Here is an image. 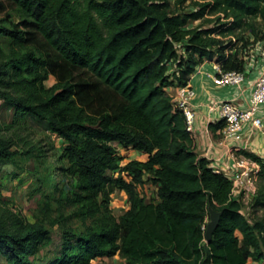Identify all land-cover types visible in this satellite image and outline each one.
I'll use <instances>...</instances> for the list:
<instances>
[{"label":"trees","instance_id":"1","mask_svg":"<svg viewBox=\"0 0 264 264\" xmlns=\"http://www.w3.org/2000/svg\"><path fill=\"white\" fill-rule=\"evenodd\" d=\"M9 1L21 20L14 28L0 21V37L9 35L20 49L0 59V99L19 118L45 121L64 139L69 166L63 171L76 179L72 201L96 225L83 232L61 229L60 246L42 254L53 244L51 229L0 205V264H93L116 254L123 264H264V220L250 221L232 195L231 179L195 151L168 92L188 84L205 59L224 71L246 72L245 58L225 52L222 37L243 41L247 30L257 36L254 19H264V0H195L192 11L183 8L188 0ZM203 18L218 24L187 28ZM39 36L56 57L26 47ZM70 68L90 79L61 75ZM51 75L59 81L47 88ZM224 125L221 119L210 128ZM10 127L0 125V164L13 161L19 153L14 145L24 141L1 132ZM115 142L146 159L121 165ZM242 153L260 163L253 204L264 206V161ZM146 176L158 186L157 200L139 194ZM54 187L60 191L61 182ZM116 190L129 196L118 218L103 213ZM211 210L222 215L206 241Z\"/></svg>","mask_w":264,"mask_h":264},{"label":"rangeland","instance_id":"2","mask_svg":"<svg viewBox=\"0 0 264 264\" xmlns=\"http://www.w3.org/2000/svg\"><path fill=\"white\" fill-rule=\"evenodd\" d=\"M195 0H188L183 4L186 11H192L196 8L193 4ZM175 0H171L174 4ZM214 18V15H206L205 18ZM19 12L9 0H0V21L9 28H14L15 24L20 22ZM214 20V19H212ZM258 30L257 36L250 31L243 32L244 40L239 41L236 37H222L228 47L225 52H238L246 60V66H260L264 68V19H254ZM200 24L205 26L216 27L218 22H206L205 19L191 20L187 28H193ZM213 35L220 37L218 31ZM20 49L13 43L9 35L0 37V59L7 57L11 48ZM28 49H34L49 53L52 57L56 54L47 45L40 36L36 40L29 41ZM26 48V49H27ZM204 61L219 64L215 59H205ZM203 61V62H204ZM61 74V72H60ZM66 78L78 80L88 78L89 74L82 69H67L62 72ZM59 81V76L51 75L46 81L47 88L53 87ZM0 125H10L9 129H3L1 132L12 135L13 138L21 136L23 140L14 145L13 149L19 153L14 156L13 161L6 164H0V205L12 212L19 213L26 217L28 221L35 222L39 220L51 229L53 244L42 251V254L51 253L60 246L62 235L61 229L73 228L77 232H83L87 227L96 225V218L80 214V206L72 201L76 192V179L70 176L63 168H67V162L64 151L65 141L58 134L53 132L45 121L38 120L35 117L25 114L23 118L11 110L7 103L0 99ZM114 145L118 154L122 156L121 165L134 159L142 157L139 151L131 147H124L115 142ZM111 175L117 176V171L110 172ZM145 177V182L138 185L139 194L146 201L157 200V185L150 182ZM130 180V178H128ZM61 182L60 191L56 190L54 184ZM262 178L258 177V182ZM54 194V195H53ZM53 195L54 197L50 198ZM129 207V196L126 192L116 190L111 194L107 211L104 215L114 218L120 217ZM245 215L249 220H264V206L251 204L245 210ZM210 220V219H209ZM239 234V233H238ZM126 259L116 254L112 257L96 258L93 264H123ZM251 264H261L257 261H251Z\"/></svg>","mask_w":264,"mask_h":264},{"label":"crops","instance_id":"3","mask_svg":"<svg viewBox=\"0 0 264 264\" xmlns=\"http://www.w3.org/2000/svg\"><path fill=\"white\" fill-rule=\"evenodd\" d=\"M260 73L259 65L249 66L242 83L220 86L214 81V76L218 74L215 63L204 61L196 67L189 80V85L196 92L193 99L196 110L193 132L195 151L200 156L207 158L213 168L225 175L234 164L235 154H243V150L260 156L264 161V104L261 105L258 114L262 126L254 128L251 123H246L243 128L244 138L240 142L230 140L228 145L222 144V135L219 129L212 130L210 128V124L222 119L215 107L219 102L232 100L242 108L249 105L255 82ZM236 145L241 146L242 150H237ZM141 155V160L146 159L145 154L141 153Z\"/></svg>","mask_w":264,"mask_h":264},{"label":"built area","instance_id":"4","mask_svg":"<svg viewBox=\"0 0 264 264\" xmlns=\"http://www.w3.org/2000/svg\"><path fill=\"white\" fill-rule=\"evenodd\" d=\"M215 68L218 70V74L214 76V81L220 86L240 84L245 79V72L224 71L218 64L215 65ZM168 92L170 93L173 106L183 112L187 130L193 134L196 120V110L193 103L196 95L195 89L188 83L182 86H171L168 88ZM263 104L264 68L255 82L250 103L247 107L242 108L232 100L221 101L215 106L221 118L225 119L224 127L219 129L222 135L221 143L228 145L230 140L242 141L244 138L243 128L246 123H251L254 128H260L262 124L258 114ZM235 148L242 150L241 146L238 145ZM260 168V163L257 161L244 154H235L234 164L227 172L233 184L232 195L242 202L241 212L244 215L246 208L253 204V200L258 194Z\"/></svg>","mask_w":264,"mask_h":264},{"label":"water","instance_id":"5","mask_svg":"<svg viewBox=\"0 0 264 264\" xmlns=\"http://www.w3.org/2000/svg\"><path fill=\"white\" fill-rule=\"evenodd\" d=\"M221 215H222V212L211 210V220L207 224V229H206V234H205L206 241L211 240L214 231L218 227Z\"/></svg>","mask_w":264,"mask_h":264}]
</instances>
